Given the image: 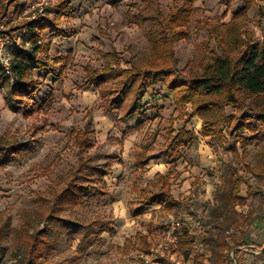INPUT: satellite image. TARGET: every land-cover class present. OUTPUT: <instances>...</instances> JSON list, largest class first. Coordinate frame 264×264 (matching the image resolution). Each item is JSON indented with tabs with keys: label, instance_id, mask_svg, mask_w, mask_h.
Masks as SVG:
<instances>
[{
	"label": "rangeland",
	"instance_id": "1",
	"mask_svg": "<svg viewBox=\"0 0 264 264\" xmlns=\"http://www.w3.org/2000/svg\"><path fill=\"white\" fill-rule=\"evenodd\" d=\"M9 1L0 0V63L5 67L25 39L23 32L13 30L18 43H7V33L21 22L52 19L59 0H19L6 8ZM69 1L71 10L62 18L65 36L54 37L51 44L52 57L66 60L53 64L51 73L47 69L34 71L40 88L28 110H15L0 87V136L27 145L8 162H0V264H26L13 252V237L23 224V212L38 210L41 195L53 201L57 191L65 187L62 178L70 172L78 173L80 182L99 184L104 180L107 195L77 204L59 202L64 222L58 226L62 239L51 257L54 261L80 252L79 264H139L143 251L167 236V224L182 221L195 234L181 242L182 254L185 251L188 258L185 264H210L206 262L211 256L207 236L216 233L213 209L223 207L220 188L230 165L252 188L247 193V187L242 186L240 196L246 203L236 206L244 216L253 212V218H248L251 222L246 227L240 223L232 227L243 263L252 264L264 249V178L246 173L245 166L261 162L257 153L264 151V134L248 147L245 160L236 161L232 155L235 139L226 134V142L221 143L205 137L199 116L186 122L191 106L178 107L165 82L148 88L140 99L142 115L126 118L132 97L109 111L107 97L89 80L92 72H100L106 65L109 53L118 54L124 69L141 61L152 48L154 18L158 13L169 15L183 0ZM227 1L194 0L197 11L184 28L186 37L173 45L174 66L182 74L201 73L216 54L221 55L211 32L222 33V25L246 7L245 0L229 6ZM260 11L264 13V0L250 7L240 33L247 31L243 39L264 47V16ZM49 37L46 32V39ZM115 101L120 102L121 97ZM227 112L233 110L227 107ZM222 127L226 132L225 125ZM183 128L191 145L169 159L162 151L170 137ZM74 129L86 134L87 151L81 148ZM236 134L246 135L242 131ZM241 146L237 145L243 153ZM141 151L153 156L145 168L136 164ZM161 177L168 180V186L153 188ZM77 219L102 223L106 232L99 246L83 250L79 238H70ZM242 229L248 233L246 238L241 237ZM231 245L228 254L234 259L237 251L233 242Z\"/></svg>",
	"mask_w": 264,
	"mask_h": 264
},
{
	"label": "trees",
	"instance_id": "2",
	"mask_svg": "<svg viewBox=\"0 0 264 264\" xmlns=\"http://www.w3.org/2000/svg\"><path fill=\"white\" fill-rule=\"evenodd\" d=\"M17 1L19 0H10L6 8ZM235 1L228 0V6ZM256 1L245 0L246 7L236 12L229 23L222 25V33L218 30L211 32L212 36H216V44L222 53L216 54L201 73L184 75L174 66L176 57L173 45L185 39L187 33L184 28L197 11L193 6L194 0H183L182 6L174 8L169 15L158 13L156 19L154 18L150 29L152 48L141 61H133L131 67L124 69L121 68L118 54L109 53L106 65L100 72H92L89 80L92 85L101 88L103 97H107L109 111L118 109L123 101L132 97V103L124 115L126 118L142 115L140 99L146 95L148 88L165 82L178 107L191 106V114L186 122L199 116L203 121L202 132L205 137H213L221 143L226 142V134L233 137V159L245 160L248 147L258 142L264 134V47L243 39L247 31L240 33L244 23L242 19ZM56 8L57 12L52 19L47 17L32 22H21L7 33L13 44L18 43V37L13 35V30L25 34L21 49L15 50L8 62L11 74H8L5 66L0 63V87L5 90L6 98L15 110L27 111L32 97L40 88V81L34 76V71L47 69L51 73L53 64L58 65L66 60L62 57H52L51 44L54 37L65 36L62 18L71 10L70 1L59 0ZM261 13L262 11L259 14ZM262 14L264 16V13ZM46 32L50 35L49 39H46ZM118 96L121 97L120 102L115 101ZM227 107L233 108L234 112L228 114ZM237 131L245 132L246 135L236 134ZM73 132L81 148L84 152L87 151L86 134L77 129ZM170 138L167 148L162 151L169 159L180 153L182 148L188 149L191 145L190 135L184 128ZM238 144L242 145L243 153H240ZM25 148L27 145L0 136V162H8ZM257 155L261 162L254 167L247 165L245 170L248 174L264 178V151L258 152ZM152 158L147 151H141L136 155V164L145 168ZM62 180L65 187L57 191L53 201L41 195V206L38 210L23 212V224L14 233L13 252L16 258L21 255L26 264H79L82 260L80 252L57 261L51 258L62 239L58 226L64 221L59 215V202L69 201L77 204L80 200L101 199L107 195V189L104 180L99 184L80 182L79 175L75 172H70ZM160 180L162 183L159 182L153 188L168 186L169 182L165 177ZM244 185L249 193L252 188L244 175L230 165L224 184L220 188L223 207L213 209V229L216 233H211L207 238L208 251L211 254L208 259L210 264H244L240 256L241 251L237 249V246H240L239 239L232 233L233 225L240 223L246 227L251 222L248 218L254 216L253 212L244 216L236 208L237 205L246 203V199L240 196ZM142 196L150 200L145 192ZM89 221H74L75 231L70 235L71 239L79 238L83 250L99 246L102 235L106 232L99 220ZM2 235L0 230V238ZM247 236L248 233L242 229L241 237ZM232 242L233 250L237 251L233 260L228 254ZM204 258L201 256L199 262L203 263ZM255 258L252 264H264V249Z\"/></svg>",
	"mask_w": 264,
	"mask_h": 264
},
{
	"label": "built area",
	"instance_id": "3",
	"mask_svg": "<svg viewBox=\"0 0 264 264\" xmlns=\"http://www.w3.org/2000/svg\"><path fill=\"white\" fill-rule=\"evenodd\" d=\"M7 43H11L8 39ZM6 72L10 73L9 66L6 67ZM12 83H14V78L12 77ZM167 236L160 241V243L155 246H151L141 257V262L139 264H185L187 258V253L183 251L182 254V234L183 231H188L190 237L195 236L190 225L182 221H173L167 224ZM203 234V232H201ZM204 243V241H203ZM233 256V253H232Z\"/></svg>",
	"mask_w": 264,
	"mask_h": 264
},
{
	"label": "crops",
	"instance_id": "4",
	"mask_svg": "<svg viewBox=\"0 0 264 264\" xmlns=\"http://www.w3.org/2000/svg\"><path fill=\"white\" fill-rule=\"evenodd\" d=\"M231 108V107H230ZM232 110H233V112H234V109L233 108H231ZM232 114V113H231ZM190 229H191V227H190ZM206 236H207V234H206ZM208 236H209V234H208ZM207 236V237H208ZM190 237V234H189V232L188 231H183V234H182V238H181V240H183V238L184 239H186V238H189ZM150 247H148V248H146L143 252H146L148 249H149ZM202 256H206L205 254L204 255H202ZM210 257H206V262H209L208 261V259H209Z\"/></svg>",
	"mask_w": 264,
	"mask_h": 264
}]
</instances>
